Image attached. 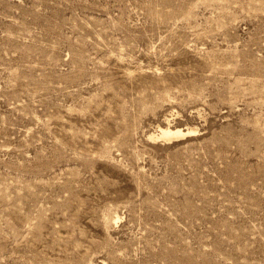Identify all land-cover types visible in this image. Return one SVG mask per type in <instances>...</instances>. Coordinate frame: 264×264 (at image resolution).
<instances>
[{
	"label": "rangeland",
	"instance_id": "1",
	"mask_svg": "<svg viewBox=\"0 0 264 264\" xmlns=\"http://www.w3.org/2000/svg\"><path fill=\"white\" fill-rule=\"evenodd\" d=\"M0 264H264V0H0Z\"/></svg>",
	"mask_w": 264,
	"mask_h": 264
},
{
	"label": "bare ground",
	"instance_id": "2",
	"mask_svg": "<svg viewBox=\"0 0 264 264\" xmlns=\"http://www.w3.org/2000/svg\"><path fill=\"white\" fill-rule=\"evenodd\" d=\"M160 133L165 136H171V135H175V134H181V131H171L170 129L166 128L164 130H161Z\"/></svg>",
	"mask_w": 264,
	"mask_h": 264
}]
</instances>
